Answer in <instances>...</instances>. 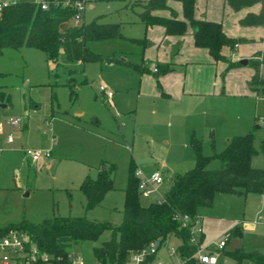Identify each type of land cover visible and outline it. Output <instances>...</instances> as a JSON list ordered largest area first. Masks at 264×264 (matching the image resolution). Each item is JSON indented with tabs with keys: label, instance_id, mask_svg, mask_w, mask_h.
I'll return each mask as SVG.
<instances>
[{
	"label": "rangeland",
	"instance_id": "obj_1",
	"mask_svg": "<svg viewBox=\"0 0 264 264\" xmlns=\"http://www.w3.org/2000/svg\"><path fill=\"white\" fill-rule=\"evenodd\" d=\"M135 1L88 2L85 23L95 20L102 24L117 23L125 36V30H135V25L128 23L139 20L138 14L142 11ZM120 46L134 47L122 40L88 42L91 51L104 56L115 54L118 60L121 57L116 51ZM67 69L76 71L74 78L78 84L87 81L77 87L76 99L67 85ZM138 85L137 72L121 61L118 64H64L55 70L39 49L3 50L0 54V126H3L0 134V228L17 225L24 219L40 223L54 216L85 217L119 226L123 220L130 170L143 181L156 172L161 174L162 182L154 185L149 196L141 193L140 198L144 206L160 202L172 178L195 167L196 155L190 145L193 132L202 142L204 155L224 151L228 139L233 136L252 134L260 153L252 158L251 166L264 169V154L261 153L264 86L247 96L222 97L204 102L202 107L192 105L183 109L180 124L191 125L192 131L186 154L184 150L174 149L172 141L166 145L165 138L171 132L176 133L177 124L173 122L170 127L169 120L163 124L153 122L139 100ZM100 86L114 93L112 100L100 96ZM96 94L99 97L96 98ZM18 118L21 123L12 128L7 126V121ZM93 118L98 123H94ZM26 123L29 126H25ZM180 132L181 129H177L176 135ZM8 136H13L14 144L5 143ZM29 147L49 150L51 158L34 163L26 155ZM103 164L116 167L114 189L103 203L87 211L81 186L88 178L96 179ZM221 166V161L215 159L208 168L216 170ZM230 198L229 214L238 219L242 236L213 234L201 246L207 248L228 241L230 248L264 255V195ZM111 234L106 231L97 242L72 245L69 251L75 257L73 264H97L93 250L109 241ZM180 245L181 241L171 236L158 249L155 262L181 264L177 255H171ZM243 264L258 263L246 260Z\"/></svg>",
	"mask_w": 264,
	"mask_h": 264
},
{
	"label": "trees",
	"instance_id": "obj_2",
	"mask_svg": "<svg viewBox=\"0 0 264 264\" xmlns=\"http://www.w3.org/2000/svg\"><path fill=\"white\" fill-rule=\"evenodd\" d=\"M46 1L48 8L45 10L32 0H22L0 12V54L6 48L39 49L45 53L47 61L55 66V70L64 64L117 62L113 55L104 56L91 51L88 42L124 39L120 24H102L95 20L75 27L73 25V18L77 13L75 2L79 0H70V4H65L67 0ZM169 1L182 4L184 19L193 30L197 47L208 49L215 61L228 63V69L241 66L240 62L231 63L222 54V50L224 47L233 48L235 44L243 43L245 40L226 36L220 23L195 19L196 0H136L135 5L143 9L139 14L140 22L147 27L163 26L167 35H185L187 23L178 19L177 13L169 8ZM225 1L234 11L252 7L260 2V0ZM157 10H169L170 17L154 16L152 13ZM241 24L264 26V4L258 15H247ZM131 41L143 43V40ZM249 64L255 70L250 85L253 91L258 92L264 86L262 76L264 51L256 53ZM133 68L141 70L138 66ZM67 70L69 72L67 85L71 89L72 97L76 99L79 95L77 87L87 81L78 84L74 78L76 71ZM95 97L99 95L96 94ZM93 121L97 122L96 118ZM190 143L196 155L195 167L174 176L169 190L160 202L147 206L141 204L140 179L134 170H130L125 189L123 220L119 226L85 217L54 216L40 223L24 219L17 225L0 228V235L12 230L22 231L29 236L31 243L41 254L54 259L63 257L61 264H73L68 258L72 245L85 241L97 242L106 231L112 233L111 239L93 250L97 264L126 262L151 243L159 242L160 248L171 236H175L181 241L176 250L181 264H196L192 256L197 248L191 243V238L193 222L199 216V210L212 207L217 193L235 196L264 195V169L251 166L252 158L260 153L255 147L252 134L231 138L224 151L210 156L203 154L202 142L199 139L192 137ZM261 153L264 154V143L261 146ZM215 159L220 160L222 166L220 169L211 170L208 166ZM103 167L96 179L88 178L81 186L87 211L99 206L106 194L114 189L116 167L114 164H103ZM184 215L191 219L186 228H182L176 219V216ZM235 233V230L231 231V234ZM202 242L203 236L200 244ZM222 253L238 264L245 260L264 264V255L259 252L246 253L238 250Z\"/></svg>",
	"mask_w": 264,
	"mask_h": 264
},
{
	"label": "crops",
	"instance_id": "obj_3",
	"mask_svg": "<svg viewBox=\"0 0 264 264\" xmlns=\"http://www.w3.org/2000/svg\"><path fill=\"white\" fill-rule=\"evenodd\" d=\"M263 4L264 1H260L252 7L234 11L225 0H196L195 19L220 23L226 36L232 39L245 40V42L238 44V47H224L222 54L231 63L246 59L248 60L247 66L240 63V67L228 69V63L215 61L208 49L197 47L195 45L193 30L188 21L184 19L183 6L180 2L176 1H169L168 6L177 13L179 20L187 23L188 28L185 35H167L166 29L163 26L155 25L147 27L140 20H136L128 23L135 25V30L127 28L128 30H125L126 35L124 39H113L126 41L134 45L132 48L125 46L118 47V51L116 52L121 59H116V55L113 54L117 60L114 64H118L121 61V64H125L132 69H134L133 66L140 67L141 70H134L139 77L137 89L139 100L142 101V106L146 110L145 113L157 124H163L169 120L172 122V125H169L170 127L175 122L177 124L176 128L181 129V134L176 135L177 129H175V134L171 132L172 134H169L165 138L166 145L171 144L172 141L175 143L174 149L184 150L186 154L189 153L191 143L190 145L188 144V138L192 132L189 129L191 125H181L179 120L182 115L181 112H183L182 110L188 106L202 107L201 105L207 101L213 102L222 97L229 96L243 97L255 92L250 85L255 70L250 66L249 61L256 53L264 51V26H243L241 21L249 14L258 15L261 12ZM152 14L163 18L170 17L169 10H157ZM131 40H143V43H135ZM263 73L264 68L262 69ZM34 106L38 107L36 104ZM93 122L98 123V120L97 122ZM25 126H29V123H26ZM227 136L232 135L228 134ZM192 137H195L194 132L190 137V141ZM229 141L230 139H228L227 145ZM5 143L12 145L7 143V138ZM30 149L40 148L29 147L26 149V153ZM27 157L29 156L27 155ZM30 160L34 162L31 158ZM102 169L104 167H101L98 174ZM230 196L240 197L217 193L212 207L199 210L203 241L207 238L210 239L213 234L220 236L226 233L231 237L242 236L243 231L240 224H238V219L229 214L230 203L232 201ZM233 230L236 231L235 234H231ZM235 248H230L227 241L224 251L230 253L243 250ZM224 257L222 253L220 264L224 263ZM227 259L237 262L230 258Z\"/></svg>",
	"mask_w": 264,
	"mask_h": 264
},
{
	"label": "built area",
	"instance_id": "obj_4",
	"mask_svg": "<svg viewBox=\"0 0 264 264\" xmlns=\"http://www.w3.org/2000/svg\"><path fill=\"white\" fill-rule=\"evenodd\" d=\"M22 0H0V12L10 6L16 5ZM34 3L41 6L43 10L48 8V2L46 0H32ZM93 0H79L75 2V7L77 13L73 18V25L79 27L84 23V14L86 4ZM264 1V0H260ZM70 0H67L65 4H70ZM238 47V44H235ZM99 94L107 100H112L114 93L110 91L106 86H100ZM21 119H11L7 121L8 127H14L21 123ZM3 128L0 126V134ZM13 136L7 137V143L13 144ZM1 153V149H0ZM27 155L34 161L38 162L42 159L51 158V153L49 150L45 149H30L27 150ZM162 182V176L159 172L151 175L148 180H140L139 189L142 194L149 196L152 192V188L155 184H160ZM176 219L181 223L182 228H186L191 221L188 215L176 216ZM202 227L200 226V216L196 217L193 222V231L191 243L196 246V251L192 258L196 261V264H220V257L222 252L226 248L225 241H221L218 245H213L212 247L203 248L200 244V239L202 237ZM160 244V243H159ZM158 242L151 243L148 247L141 250L139 253L134 254L126 262H118L116 264H162L157 260L158 252ZM171 255H177L176 250L173 251ZM178 256V255H177ZM179 257V256H178ZM69 260L74 262V255H69ZM152 258L150 261L149 259ZM223 264H238L237 262L229 261L227 258H223ZM63 257L53 258L41 254L37 247L31 243L29 236L18 230H12L5 234L0 235V264H61ZM181 261V260H180Z\"/></svg>",
	"mask_w": 264,
	"mask_h": 264
},
{
	"label": "water",
	"instance_id": "obj_5",
	"mask_svg": "<svg viewBox=\"0 0 264 264\" xmlns=\"http://www.w3.org/2000/svg\"><path fill=\"white\" fill-rule=\"evenodd\" d=\"M240 63L244 66H247L248 65V60L244 59V60H241ZM158 245H159V242H158Z\"/></svg>",
	"mask_w": 264,
	"mask_h": 264
}]
</instances>
